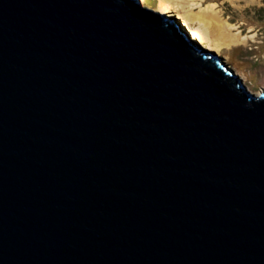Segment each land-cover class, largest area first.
Masks as SVG:
<instances>
[{"label": "water", "instance_id": "95a60500", "mask_svg": "<svg viewBox=\"0 0 264 264\" xmlns=\"http://www.w3.org/2000/svg\"><path fill=\"white\" fill-rule=\"evenodd\" d=\"M0 264H264V89L140 0H0Z\"/></svg>", "mask_w": 264, "mask_h": 264}, {"label": "rangeland", "instance_id": "374dc122", "mask_svg": "<svg viewBox=\"0 0 264 264\" xmlns=\"http://www.w3.org/2000/svg\"><path fill=\"white\" fill-rule=\"evenodd\" d=\"M156 1L158 0H143V5L156 9ZM192 1L197 4L193 9L190 6ZM173 2L184 5L187 10L194 13L203 7H212L217 18L227 25L229 29L227 33L241 38L240 42L232 44L229 37L218 32L211 33L210 39L222 43V49L216 52L243 77L251 90L259 93L264 89V0H173Z\"/></svg>", "mask_w": 264, "mask_h": 264}, {"label": "bare ground", "instance_id": "6f19581e", "mask_svg": "<svg viewBox=\"0 0 264 264\" xmlns=\"http://www.w3.org/2000/svg\"><path fill=\"white\" fill-rule=\"evenodd\" d=\"M140 1L143 3V0ZM156 2L157 11L166 14L171 13L178 20L180 26L188 31L192 39L198 41L200 44L214 49L215 51H220L222 49V43L217 40L210 39L211 33L218 32L225 37H229L230 43L232 44L240 42L241 40V38L236 35L233 36L228 34L229 29L227 25L225 22H221L217 18V15L213 11L212 7H203L201 10L194 13L187 10L184 5L173 2V0H158ZM190 6L193 9L197 6V4L192 1Z\"/></svg>", "mask_w": 264, "mask_h": 264}]
</instances>
